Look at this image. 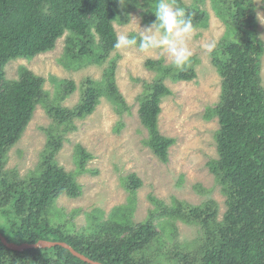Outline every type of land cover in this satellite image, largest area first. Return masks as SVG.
Wrapping results in <instances>:
<instances>
[{
	"label": "trees",
	"instance_id": "16d2710c",
	"mask_svg": "<svg viewBox=\"0 0 264 264\" xmlns=\"http://www.w3.org/2000/svg\"><path fill=\"white\" fill-rule=\"evenodd\" d=\"M169 1L191 16L194 28L208 25L205 9L182 0ZM213 2L227 25L219 47L212 52L222 76L220 100L206 112L219 121L218 157L210 159L208 166L226 196L222 218L219 203L213 198L200 204L175 199L163 212L151 214L149 220L132 221L118 209L92 228L77 229L54 209L61 195L76 198L83 192L76 173L59 164L57 154L65 132L76 128V118H85L95 110L100 94H107L119 112L127 108L116 84V57H110L116 49L114 22L128 23L133 10L141 6L146 8L141 12L144 21L152 23L159 0H124L123 6L118 0H0V231L9 241H65L106 264H264V85L260 73L264 41L256 28L254 0ZM65 33L64 60L68 66L103 64L110 59L102 80L88 77L82 82L81 98L73 107L62 105L61 100L76 90L75 81L59 80L57 96L52 99L44 88L45 77L22 66L18 78L9 79L5 69L13 59H30L52 50ZM196 62L190 57L182 68L165 64L163 57L146 62L158 74L152 82H145L139 115L149 130L145 143L165 162L169 147L176 141L159 130L162 99L172 93L165 79H194ZM39 104L53 122L46 128L48 140L39 166L23 177L16 169L5 168L8 153ZM91 156L85 147L77 145L79 170L86 169ZM125 185L135 193L142 180L132 173ZM152 200L163 204L154 196ZM162 215L198 226V240L190 245L168 241L153 223ZM0 264L92 263L62 245L19 251L0 238Z\"/></svg>",
	"mask_w": 264,
	"mask_h": 264
},
{
	"label": "rangeland",
	"instance_id": "374dc122",
	"mask_svg": "<svg viewBox=\"0 0 264 264\" xmlns=\"http://www.w3.org/2000/svg\"><path fill=\"white\" fill-rule=\"evenodd\" d=\"M182 1L205 9L209 13V22L207 26L195 27L186 38L191 57L197 59L194 64L197 76L192 80L165 79L172 93L162 99L158 123L163 135L176 138L169 147V159L167 162L161 160L145 143L149 130L141 120L139 108L141 95L146 90L145 82H152L158 74L147 67L146 62L163 57L165 64H171L172 60L164 48L141 51L138 44L116 48L110 57H116V84L127 108L119 112L107 94H100L95 110L85 118H76V128L65 132L63 146L57 154L59 164L76 173L83 192L76 198L61 195L55 201L54 209L77 229L92 228L97 222L112 217L118 209L132 221L149 220L151 214L163 212L175 199L200 204L213 198L219 203L220 219L227 208L226 196L208 166L210 159L218 157L216 131L219 121L216 115L209 117L206 113L220 100L222 76L213 63L212 52L219 47L227 25L218 15L213 0ZM254 2L256 28L259 38L264 41V0ZM168 3L176 7L169 0ZM144 10L146 8L141 6L135 8L128 23L114 22L117 33L132 36L151 26L153 22L146 23L143 19L141 12ZM66 36L67 33L60 37L50 51L30 59L11 60L5 68L7 78H18L21 67L25 66L45 77L44 88L52 99L57 96L59 80H73L77 88L61 100V104L76 105L82 95V82L88 77L102 80L110 59L103 64L68 66L64 60ZM260 63L264 85V53ZM52 122L44 105H37L23 135L10 149L5 168L16 169L23 177L32 173L41 161L48 140L46 128ZM77 145H82L92 155L83 171L78 168ZM132 173L142 180L135 193L125 187ZM152 196L162 200L163 204L152 200ZM153 223L168 241L190 245L200 235L198 226L165 215L156 216ZM170 229L173 231L168 232Z\"/></svg>",
	"mask_w": 264,
	"mask_h": 264
},
{
	"label": "clouds",
	"instance_id": "9594fccd",
	"mask_svg": "<svg viewBox=\"0 0 264 264\" xmlns=\"http://www.w3.org/2000/svg\"><path fill=\"white\" fill-rule=\"evenodd\" d=\"M118 2L121 6L124 5V0ZM154 13L156 20L136 36L117 33L114 47L121 49L138 44L141 51L164 48L172 64L176 68H182L191 57V52L186 47V38L194 31L191 16H187L183 8L172 6L168 0H159Z\"/></svg>",
	"mask_w": 264,
	"mask_h": 264
},
{
	"label": "water",
	"instance_id": "95a60500",
	"mask_svg": "<svg viewBox=\"0 0 264 264\" xmlns=\"http://www.w3.org/2000/svg\"><path fill=\"white\" fill-rule=\"evenodd\" d=\"M0 238L2 240V242L8 246L11 249L14 250H25L27 248H31V247H45V246H53V245H62L68 249L71 250V252L78 256L79 258L85 260L86 262L92 263V264H106L100 261H96L91 259L90 257H88L87 255L77 251L76 249H74L69 243L65 242V241H57V240H46V239H41L35 243H28V242H24V243H16V242H12L9 241L4 235L3 233L0 231Z\"/></svg>",
	"mask_w": 264,
	"mask_h": 264
}]
</instances>
